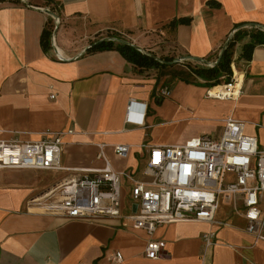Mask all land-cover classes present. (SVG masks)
<instances>
[{"label":"crops","instance_id":"1","mask_svg":"<svg viewBox=\"0 0 264 264\" xmlns=\"http://www.w3.org/2000/svg\"><path fill=\"white\" fill-rule=\"evenodd\" d=\"M23 1H0V140L63 133L64 169L0 171V264H114L115 251L123 254L120 264H264V239L245 230L231 203L222 202L216 213L225 226L174 222L150 237L131 222L70 218L40 202L80 170L103 167L101 144L115 169L140 173L148 157L144 145L183 144L203 133L219 139L232 116L264 148V45L248 61L240 57L244 42L236 46L232 76L243 88L236 99L208 97L204 81L183 64L218 60L236 24L264 27V0ZM52 5L60 23L46 52L41 38ZM175 19L189 22L173 27ZM116 33L145 53L183 61L140 73L118 50L87 52ZM162 86L170 87V96H158ZM116 144L131 145L128 158L116 156ZM123 196L127 211V188ZM210 229L220 244L205 251L202 236ZM150 239L163 242L158 259L145 255Z\"/></svg>","mask_w":264,"mask_h":264},{"label":"built area","instance_id":"2","mask_svg":"<svg viewBox=\"0 0 264 264\" xmlns=\"http://www.w3.org/2000/svg\"><path fill=\"white\" fill-rule=\"evenodd\" d=\"M54 22L56 29L60 19L54 18ZM52 41L54 44V36ZM216 64L217 60L208 66ZM242 90L240 79L232 76L228 82L209 88L207 96L236 99ZM170 95L169 86L158 89V96ZM131 107L130 104L128 111ZM224 121L219 139L203 133L183 144L144 145L148 148V157L140 173L115 169L105 151L106 145L101 144L97 158L104 166L82 169L80 175L46 193L49 204L45 208L70 218L108 216L121 219L124 225L131 222L133 227L145 230L152 237L159 226L174 222L225 226V222L216 220V213L220 204L227 202L246 220L245 230L256 240L264 239V148H260L255 136L245 133L244 121L232 116ZM46 135L51 138L0 140V171L64 169L63 133L46 132ZM113 148L120 159L128 158L131 152L129 144H116ZM126 188L129 202L124 211ZM202 240L205 251L220 244L215 229L204 233ZM162 247V241L150 239L145 255L158 259ZM110 260L114 264L122 263V252L115 251Z\"/></svg>","mask_w":264,"mask_h":264},{"label":"trees","instance_id":"3","mask_svg":"<svg viewBox=\"0 0 264 264\" xmlns=\"http://www.w3.org/2000/svg\"><path fill=\"white\" fill-rule=\"evenodd\" d=\"M6 1V0H0ZM15 2H22V0H9ZM25 4L30 5L31 1H23ZM48 5H51L52 0H47ZM50 10L59 15V9L56 5L50 6ZM189 19H175L170 25L176 27L179 24L188 23ZM55 22L52 16L48 17V26L44 29L41 42L44 51L49 52L52 48V37L54 32ZM116 38L123 39L121 34H115ZM242 53L240 57L245 60H250L253 50L258 45H264V27L258 24L251 23H239L235 25L234 32L228 39L226 47L223 49L219 61L215 66H205L201 64L192 65V61H184L183 64L188 68V71L193 73L196 77L204 81V85L208 88L228 82L233 74L232 63L234 61V54L236 46L241 43ZM105 50H118L124 58L130 62L135 69L140 73H145L149 69H167L170 67L167 63H163L160 60L154 59L152 54L141 51L138 47L124 40L119 42L116 40L103 39L94 42L87 52L105 51ZM166 61H173V57L162 58ZM179 75H182V79L189 81L187 72L180 71Z\"/></svg>","mask_w":264,"mask_h":264},{"label":"water","instance_id":"4","mask_svg":"<svg viewBox=\"0 0 264 264\" xmlns=\"http://www.w3.org/2000/svg\"><path fill=\"white\" fill-rule=\"evenodd\" d=\"M45 11H46L49 15L53 16L54 18H58V15L55 14L54 12H52L51 10H45ZM56 29H57V28H56ZM108 39H110V40H116V41H119V42H124V40L119 39V38H108ZM225 47H226V45H225ZM225 47H224V48H225ZM152 57H153L154 59L160 60V61H162L163 63H167V64H169V65L174 64V63H178V62H182V61H183V58H176V59H174L173 61H166V60H163V59L159 58V57L156 56V55H152ZM184 59H185V58H184ZM186 59H194V58L188 56ZM218 61H219V59L217 60V62H218ZM205 63L209 64L210 62H205Z\"/></svg>","mask_w":264,"mask_h":264},{"label":"rangeland","instance_id":"5","mask_svg":"<svg viewBox=\"0 0 264 264\" xmlns=\"http://www.w3.org/2000/svg\"><path fill=\"white\" fill-rule=\"evenodd\" d=\"M42 207H45L47 204H49L47 199H42L41 201Z\"/></svg>","mask_w":264,"mask_h":264},{"label":"bare ground","instance_id":"6","mask_svg":"<svg viewBox=\"0 0 264 264\" xmlns=\"http://www.w3.org/2000/svg\"><path fill=\"white\" fill-rule=\"evenodd\" d=\"M217 89H219V88H217ZM213 93H214V91H213Z\"/></svg>","mask_w":264,"mask_h":264}]
</instances>
